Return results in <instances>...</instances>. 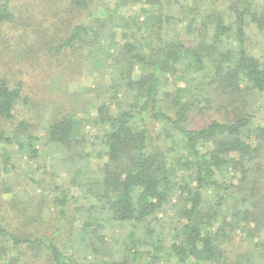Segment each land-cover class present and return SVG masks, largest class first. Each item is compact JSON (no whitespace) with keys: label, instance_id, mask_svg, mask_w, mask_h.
I'll return each instance as SVG.
<instances>
[{"label":"trees","instance_id":"1","mask_svg":"<svg viewBox=\"0 0 264 264\" xmlns=\"http://www.w3.org/2000/svg\"><path fill=\"white\" fill-rule=\"evenodd\" d=\"M65 2L71 20L78 22L53 39L55 52L78 51V59L85 49L94 57L107 53L117 73L108 98L91 118L105 159L97 179L84 177L85 198L94 202L78 206L73 218L78 222V254L46 233L31 231L34 218L23 206L15 216L18 225L9 223L11 215L8 221L1 217L0 264L29 261L28 251L44 255L47 264L224 261V244L236 229L249 239L264 229V123L254 121L262 107L254 95L264 92V57L250 51L253 42L246 33L250 25L264 33V0ZM134 5L139 10L127 20L122 8ZM20 7L26 8L15 0H0V39L8 40L6 25L23 20ZM101 8L104 17H98ZM117 21L127 25L119 33L122 42L115 39ZM40 33L34 29L35 35ZM27 35L22 31L20 38ZM23 87L21 80L11 83L0 75L5 168L12 166L9 144L32 157L37 154L38 137L22 135L30 123L14 125L17 106L27 100ZM121 92L127 94L125 106L111 112V101ZM207 112L217 116L195 125L197 116ZM150 122L159 127L156 137ZM45 130L51 143L72 151L71 158H85L91 141L81 118L63 116ZM55 200L59 216L66 218L67 192ZM170 209L175 221L165 229L160 221ZM250 220L254 225L249 227ZM108 226L120 228L115 248L108 247ZM259 243L258 249L225 263L258 264L254 258L264 259V240Z\"/></svg>","mask_w":264,"mask_h":264},{"label":"rangeland","instance_id":"2","mask_svg":"<svg viewBox=\"0 0 264 264\" xmlns=\"http://www.w3.org/2000/svg\"><path fill=\"white\" fill-rule=\"evenodd\" d=\"M15 2L24 4L26 8L20 7L23 10V20L19 24L17 22L16 25L14 23L4 27L5 33L9 35L6 33L7 41L3 36L0 39V75L6 76L11 83L17 80L23 82V95L27 100L17 106L14 125L20 120L29 122L31 127L24 129L22 135H36L38 140L34 141L37 154L33 157L24 149L17 148V144H9L12 166L5 168L0 156V221L2 216L7 221L12 216L14 221L9 223L18 225L19 221L15 216L20 207L27 206L29 217L34 218L29 224L31 231L41 235L46 233L53 237L60 247H64L68 252L75 249L78 254V222L73 218L78 216V206L94 202L92 198H85L84 177L93 176L97 179L98 170L105 159L101 150L102 144L97 137L100 131L92 126L91 118L97 115L98 105L108 98V87L117 73L110 68L112 58L107 53L104 56L97 53L94 57L93 53L85 49L84 56L78 59V51L65 49L55 52L53 39L66 35L73 24L78 22V18L71 20L65 0ZM57 6L59 9H56ZM122 9L121 13L125 14L128 20L136 16L139 5L130 9L124 6ZM30 10L31 15L25 14ZM43 15L45 18H42ZM74 16L75 14L72 15ZM104 16V9L101 8L98 17ZM116 25L113 26V30L118 34L115 39L122 42L119 33L121 28L127 25L122 26L118 21ZM34 29L41 30V33L35 35ZM246 30L253 42L250 51L257 57H264V33H260L252 25ZM22 31L28 32L30 36L21 39ZM126 95L121 92L117 99L111 101V112H117L125 106L128 99ZM254 96L262 106L256 111L254 121L263 124L264 92ZM63 116H75L85 123L91 144L82 161H78L77 157L71 158V150L51 143L46 135L47 125ZM215 116L217 115L213 112L197 116L195 125L202 126ZM149 128L156 137L158 125L150 122ZM227 176L224 177L228 179ZM262 185L264 187V183ZM63 191L67 192L68 197L66 218L59 216V207L55 200ZM168 213L170 216H163L160 221L165 229L171 228L175 221L173 210L170 209ZM252 225L254 221L250 220L248 226ZM236 231L231 240L224 244L222 255L227 257L219 264L236 259L238 253L242 255L258 249L259 241L264 240L263 228L254 231L255 237L252 239L244 238L241 229ZM109 232L108 247L115 248V238L120 228L114 226ZM81 252L87 253V250ZM27 255L30 257L29 261L21 260L18 264H47L46 257L38 252L28 251ZM254 260L258 261V264H264V259Z\"/></svg>","mask_w":264,"mask_h":264}]
</instances>
